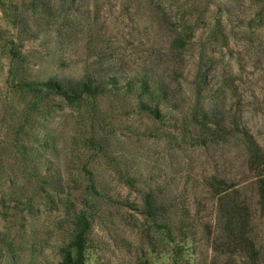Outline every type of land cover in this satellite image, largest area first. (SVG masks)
I'll return each mask as SVG.
<instances>
[{
	"label": "rangeland",
	"instance_id": "1",
	"mask_svg": "<svg viewBox=\"0 0 264 264\" xmlns=\"http://www.w3.org/2000/svg\"><path fill=\"white\" fill-rule=\"evenodd\" d=\"M3 1L6 6H10V1L21 2ZM55 1L57 7L52 14L58 13L56 26L61 34H42L27 41L22 49L27 55L26 73L30 78L77 77L84 64L91 63L97 68L123 66L144 59L149 53L150 62L156 63L160 73H171L172 68L180 72L176 76L180 86L175 83V89L188 105L192 100L193 74L203 56L209 68L206 97L216 99L220 112L229 110L240 114L245 126L264 146V18L258 15L253 0H210L198 16L189 49L179 56L170 51L169 37L156 19L152 25L158 38L154 42L148 37L150 23L146 19L154 15L152 9L160 12L153 3L151 8L144 3L138 9L137 1L130 4L126 0H75L80 11H76V16L69 10L68 0ZM158 2L167 13L174 15L183 11L187 15L199 0ZM139 17H143L144 22L139 24ZM80 28L84 30V44L86 32L96 38L91 51L76 49ZM0 33L3 34L0 39V125L4 129L3 125L8 124L12 112H16L23 101L13 96L5 85L10 62L7 43L17 39L15 29L8 25L1 9ZM97 53L103 55L97 56ZM60 56L65 58V66L56 64ZM76 115V110L65 105L46 115L44 125L49 135L50 158L54 168L61 172L75 170L76 165L68 163L67 158ZM103 123L106 127L101 131L112 143L113 153L107 159L99 155L87 166L105 178L115 200L97 213L99 216L93 222L86 250V264H249L242 253L220 250L224 239L218 230L211 194L203 186L204 176L213 172L214 164L224 162L223 158L219 157L217 162L215 158L220 154L226 158L225 153L233 142L216 152H204L193 146L187 131L182 133L169 121L153 124L144 114L129 108L121 113H109ZM144 125L152 128L154 134L143 136L131 129V126L142 128ZM32 130L35 133L37 129ZM85 131L84 128V136ZM36 145L35 142L31 145L34 156L41 151ZM85 156L84 150V161ZM126 177L139 181L129 183ZM141 180L150 182L160 193L169 208L171 222L186 226L185 238L176 231L172 241L156 233L146 236L140 213V192L144 188ZM4 186L3 180L0 181V187ZM185 210H188L187 215ZM251 213L250 236L263 262L264 216L255 201L251 203ZM45 217L39 234L47 237L51 245L33 264H59L53 244L64 225L62 212L47 209Z\"/></svg>",
	"mask_w": 264,
	"mask_h": 264
},
{
	"label": "trees",
	"instance_id": "2",
	"mask_svg": "<svg viewBox=\"0 0 264 264\" xmlns=\"http://www.w3.org/2000/svg\"><path fill=\"white\" fill-rule=\"evenodd\" d=\"M126 1L130 4L137 1L138 9L144 3L150 8L153 3L160 9V12L152 9L154 15L146 19L150 23L148 37L154 42L158 38L152 25L156 19L169 37L170 51L177 52V56L189 49L198 16L210 4V0H199L192 6L191 13L186 15L178 11L172 15L161 10L159 0ZM253 2L258 15L264 18V0ZM9 4L6 6L0 0V9L8 25L15 29L17 39L7 43L10 62L5 85L23 103L12 112L4 129L0 125V131H4L0 132V181L6 184L0 187V264H33L43 255L44 249L51 244L47 237L39 234L40 227L45 222V210L51 208L62 212L64 222L53 244L59 264H86V250L93 222L99 216L97 213L115 200L109 183L95 174L87 163H92L99 155L107 159L113 153L112 143L101 131L106 127L103 121L109 113H121L125 108L144 114L153 124L169 121L182 133L187 131L193 146L204 152H216L233 142L225 153L226 158L223 154L215 158L216 162L219 157L224 162L214 164L213 172L204 176L203 186L211 194L218 230L224 239L220 250L242 253L249 264H264L250 236L253 201L264 216V146L245 126L240 114L229 110L220 112L216 99L206 97L209 68L203 56L193 74L192 100L188 105L185 97L175 89V83L180 86L176 78L180 72L172 68L173 74L160 73L156 63L150 62L149 53L146 58L123 66L97 68L91 63L84 64L77 77L30 78L26 73L27 55L22 49L27 41L42 34H61L56 26L58 13L52 14L56 1L21 0ZM68 4L69 10L77 16L76 11H80L75 0H68ZM142 18L137 19L139 24L144 22ZM80 29L76 49L91 51L96 38L86 32L84 44V30ZM1 38L3 34L0 33ZM170 57L174 59L171 54ZM64 59L60 56L56 64L65 66ZM64 105L77 112L67 158L68 163L76 166L69 172L54 168L44 125L50 110ZM2 120L5 122L6 118ZM33 128L37 129L35 133ZM131 129L143 136L154 134L147 125L131 126ZM33 142L41 150L35 156ZM126 179L129 183L136 180L134 177ZM140 183L144 186L140 192V213L146 224V236L156 233L172 241L176 231L185 238L186 226L171 222L169 208L160 193L150 182L141 180ZM185 213L187 215L188 210Z\"/></svg>",
	"mask_w": 264,
	"mask_h": 264
}]
</instances>
